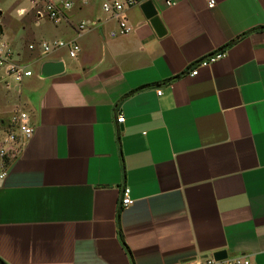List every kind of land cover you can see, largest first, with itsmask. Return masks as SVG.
I'll return each mask as SVG.
<instances>
[{"label":"crops","instance_id":"crops-1","mask_svg":"<svg viewBox=\"0 0 264 264\" xmlns=\"http://www.w3.org/2000/svg\"><path fill=\"white\" fill-rule=\"evenodd\" d=\"M69 1L51 40H75L77 55L43 56L19 92L3 90L16 101L0 114L21 107L34 132L0 178V264H177L218 250L264 264V0H153L161 36L135 0L132 32L115 37L106 0ZM55 61L63 72L41 77Z\"/></svg>","mask_w":264,"mask_h":264},{"label":"built area","instance_id":"built-area-1","mask_svg":"<svg viewBox=\"0 0 264 264\" xmlns=\"http://www.w3.org/2000/svg\"><path fill=\"white\" fill-rule=\"evenodd\" d=\"M30 8L18 7L16 13L18 16H25L32 12L34 24H38L41 19L57 23L64 19L66 11L72 7V2L69 0H60L54 2L52 0H28ZM207 7L213 8L215 0H206ZM135 3V0H106L102 2L101 9L108 18L114 19L117 27L110 32V36L128 35L132 32V27L128 22L125 14V9ZM166 5L172 6L174 0H165ZM4 15L0 8V90L20 91L22 82L34 74L33 66L36 60L46 56L54 51L66 50L70 57H75L80 49L78 43L73 40H51L29 42L26 44V51L29 53V58H24L23 52L14 48L12 42L4 38V24L1 22V17ZM99 24L97 20L89 23L81 21L76 32L80 34L88 28L96 27ZM224 56L223 51H216L200 58L197 65L207 66ZM198 73L197 67L190 71V75L194 76ZM161 90L157 91L160 94ZM117 122L122 123L124 116L119 115ZM0 124L4 138L0 144V178L5 176L6 167L9 158L15 154L16 149L14 144L28 140L33 132L34 126L30 122L29 114L21 107H15L6 117L0 114ZM6 157H8L6 159ZM130 189L125 187L122 191L120 208H125L132 203L130 198ZM177 264H253L251 259L246 255H238L227 257L222 260H216L213 254L197 255L190 259L179 261Z\"/></svg>","mask_w":264,"mask_h":264},{"label":"rangeland","instance_id":"rangeland-1","mask_svg":"<svg viewBox=\"0 0 264 264\" xmlns=\"http://www.w3.org/2000/svg\"><path fill=\"white\" fill-rule=\"evenodd\" d=\"M52 1L59 2L60 0ZM18 7L30 8V2L28 0H0V8L4 12L1 17V22L4 24V38L10 40L15 49L23 52L24 58H29V53L25 49L27 43L32 42L33 38L51 40L58 36V32L54 24L47 19H41L37 25L34 24L32 12L25 16H18L16 13ZM15 101L14 96L0 90V110ZM3 138L4 133L0 124V144Z\"/></svg>","mask_w":264,"mask_h":264},{"label":"water","instance_id":"water-1","mask_svg":"<svg viewBox=\"0 0 264 264\" xmlns=\"http://www.w3.org/2000/svg\"><path fill=\"white\" fill-rule=\"evenodd\" d=\"M140 9L146 19L149 20L152 28L157 35L161 36L165 33V29L161 23L158 16V9L153 0H145L141 3ZM63 62H46L41 68V77H49L55 74H60L63 72ZM216 260H222L227 258V252L225 250H218L213 253Z\"/></svg>","mask_w":264,"mask_h":264},{"label":"trees","instance_id":"trees-1","mask_svg":"<svg viewBox=\"0 0 264 264\" xmlns=\"http://www.w3.org/2000/svg\"><path fill=\"white\" fill-rule=\"evenodd\" d=\"M122 240V239H121Z\"/></svg>","mask_w":264,"mask_h":264}]
</instances>
